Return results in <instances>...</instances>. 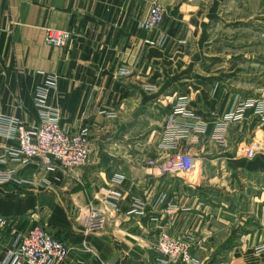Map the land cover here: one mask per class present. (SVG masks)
<instances>
[{"label": "crops", "instance_id": "obj_1", "mask_svg": "<svg viewBox=\"0 0 264 264\" xmlns=\"http://www.w3.org/2000/svg\"><path fill=\"white\" fill-rule=\"evenodd\" d=\"M154 3L166 9L164 21L145 32L140 23ZM230 3L0 0V114L37 124L34 101L44 89L45 104L58 110L60 125L70 132L86 126L91 145L78 179L61 169L19 166L17 174L28 182L0 185V216L37 220L70 247L66 264H156L152 244L159 230L190 240L189 264H264L263 252H254L264 243V224L254 232H246L249 225L233 229L237 206L250 201L243 187L247 175L264 166L250 168L245 159L240 129H234L241 121L230 122L223 144L212 138L223 110L213 107L218 98H203L199 106L189 99L195 117L188 121L203 126L190 133L193 142H180L196 158L193 178L160 175L145 163L171 153L161 144L181 95L174 93L172 77ZM50 28L69 32L63 47L45 42ZM146 38H160L161 46L145 45ZM6 142L0 135V145ZM113 175L123 177L116 181ZM103 189L114 192L118 208L109 209L100 232L86 236V204ZM133 205L137 212L128 213ZM83 242L93 252L84 251Z\"/></svg>", "mask_w": 264, "mask_h": 264}, {"label": "built area", "instance_id": "obj_2", "mask_svg": "<svg viewBox=\"0 0 264 264\" xmlns=\"http://www.w3.org/2000/svg\"><path fill=\"white\" fill-rule=\"evenodd\" d=\"M166 9L154 3L149 9L140 28L145 32L160 29L163 24ZM70 34L65 30L47 29L44 40L56 47H63ZM143 43L147 46H161L160 38H146ZM129 70L120 73L127 74ZM152 89V88H150ZM37 92L34 104L38 109L39 120L35 125H26L23 121L0 114V135L7 140L0 145V185H24L28 181L17 174L21 165H37L45 173L61 169L66 176H75L87 164L91 153L89 130L86 126L74 132L64 129L60 125V116L56 108L45 104L44 89ZM168 118L167 126L162 136L161 147L171 153L164 158L147 159L146 164L157 170L160 175H178L193 178L197 172L195 156L180 145L182 140L193 142L190 133L193 130L203 131L200 122L195 124L188 120L195 117L189 108L187 95H179ZM264 99H247L238 103L233 111L225 114L216 122L212 138L223 144L230 122L240 121L244 112L253 109L264 122V110L261 105ZM181 117L182 120L178 118ZM256 144L251 142L243 147L244 157L253 156ZM10 164H13L12 166ZM122 175H113L112 180L119 181ZM102 196L95 195L86 204V224L84 234L90 235L100 232L108 222L109 209H117L118 201L114 192L103 189ZM137 205L128 213L137 212ZM27 223V224H26ZM29 223V224H28ZM191 242L170 235L166 230H159L155 242L152 244L156 264H170L173 261L191 263ZM82 249L93 252L86 243ZM0 248L4 254L0 264H66L70 247L63 241L52 236L41 225L33 223L31 219L16 220L0 216ZM255 253L264 252V243L254 247ZM78 263H83L78 261Z\"/></svg>", "mask_w": 264, "mask_h": 264}, {"label": "rangeland", "instance_id": "obj_3", "mask_svg": "<svg viewBox=\"0 0 264 264\" xmlns=\"http://www.w3.org/2000/svg\"><path fill=\"white\" fill-rule=\"evenodd\" d=\"M204 30L192 56L172 77L174 93L187 95L194 106L203 98H218V106L213 107L223 109L221 118L247 99H264V90L256 89L264 86V0H231L227 10L219 12L218 19ZM261 108L264 110V104ZM240 121L234 128L240 129L239 141L256 144L253 156L245 159L250 168L264 166V122L253 109L246 110ZM247 176L243 187L250 201L237 206L239 219L233 229L249 225L246 232H254L264 224V171L255 170ZM259 257L264 258V252Z\"/></svg>", "mask_w": 264, "mask_h": 264}]
</instances>
